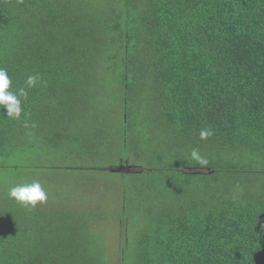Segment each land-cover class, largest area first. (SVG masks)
Segmentation results:
<instances>
[{
	"label": "trees",
	"instance_id": "trees-1",
	"mask_svg": "<svg viewBox=\"0 0 264 264\" xmlns=\"http://www.w3.org/2000/svg\"><path fill=\"white\" fill-rule=\"evenodd\" d=\"M0 67L13 91L40 78L20 120L0 106V264L111 263L93 221L64 197L28 208L8 194L12 181L33 182L16 178L30 147L38 156L40 143L58 152L73 141L89 154L82 122L104 133L90 106L103 96L122 112L115 141L155 165L154 182L120 188L123 218L147 214L121 264H264V0H0ZM150 124L141 154L131 129ZM202 128L214 135L201 140ZM157 188L166 202L147 212L136 201Z\"/></svg>",
	"mask_w": 264,
	"mask_h": 264
},
{
	"label": "rangeland",
	"instance_id": "rangeland-1",
	"mask_svg": "<svg viewBox=\"0 0 264 264\" xmlns=\"http://www.w3.org/2000/svg\"><path fill=\"white\" fill-rule=\"evenodd\" d=\"M101 98H97L98 105L95 104L97 102L96 98L92 99L93 103L90 106L94 107L97 113H102L100 117L102 119L101 124L105 129L104 133L101 131L100 134L96 133L97 127L100 126H95L90 118L82 122L84 127L82 125L81 135L87 134L86 131H88L90 136L93 137V141L90 140L89 144L91 146L88 149L89 154L82 155L80 150L84 149V146L76 147L73 141L68 143L71 150L67 146V148L60 149L58 152H56L57 147H54V145L45 146L40 143L39 147L37 146L38 156H34V148L30 147L27 150V156L21 159V166L24 165L25 169H21V176L16 178L18 181L28 182L38 180L48 193L47 202L42 204L47 209H51L53 204L59 203L58 197L61 196L66 199L62 204L66 209L75 213L81 212L83 216L86 214L93 221L92 224L96 229L98 244L100 243L105 249H108L113 257L110 264H121L120 259H118V252L121 251L119 250L120 247L123 243L126 244V242L132 240L133 226L142 219L145 222L147 214L142 210L135 213L133 209L129 212L130 216L135 213L133 216L126 215V218H123L121 204L124 195L120 193V188L126 186L129 180L131 191H134L137 180L154 182L155 172L149 169L155 168V165H151V159H148L151 166L142 167L140 159L136 157L133 150L127 147L125 140L120 137L119 140L115 141L119 133L117 130L121 126L122 112L119 105L115 107L105 98ZM99 106H103V111L98 110ZM110 115L113 116L112 119L109 118ZM140 123H143V121L141 120ZM146 125L143 128L131 129V142L137 141L138 134L141 135L138 143L136 142L139 144L138 148L141 154L152 150L146 142L147 137L152 132L153 124L148 125L149 128H146ZM74 132H76L75 127ZM102 134L104 138H100ZM157 143L158 138L156 136L155 145ZM120 160L128 162L131 166L122 169L120 164H116ZM140 167L149 170L146 176L145 174L135 175V173L141 172ZM118 172L128 176L113 174ZM9 180L10 178L5 179L3 184ZM16 182L12 181L9 188L14 186ZM154 194L158 195L153 196ZM161 194L158 188L147 190L141 197H138L136 203L144 205L146 211L151 212L157 207L158 203L163 202L165 204L166 197L163 194L161 196ZM132 198H136V195L133 194ZM136 217L140 220H134ZM92 227L90 225L88 229ZM114 255L117 256V259Z\"/></svg>",
	"mask_w": 264,
	"mask_h": 264
},
{
	"label": "clouds",
	"instance_id": "clouds-1",
	"mask_svg": "<svg viewBox=\"0 0 264 264\" xmlns=\"http://www.w3.org/2000/svg\"><path fill=\"white\" fill-rule=\"evenodd\" d=\"M39 82L40 78L38 75H29L25 81L26 87H21L18 91H13V82L7 69L0 67V106L6 109V116L9 119H21L23 113L22 105L28 97L26 89L35 88ZM25 127H28V125L25 124ZM213 135L214 133L211 128H202L199 132L201 140H207ZM190 156L192 160L201 166H207L209 163L208 159L202 156L198 149H192ZM8 194L17 203L28 208H35L38 205L46 203L48 200V193L38 180L11 187Z\"/></svg>",
	"mask_w": 264,
	"mask_h": 264
}]
</instances>
